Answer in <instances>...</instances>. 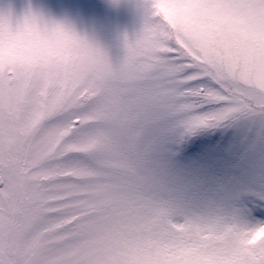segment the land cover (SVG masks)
Returning a JSON list of instances; mask_svg holds the SVG:
<instances>
[{
	"label": "snow or ice",
	"instance_id": "6c2138e0",
	"mask_svg": "<svg viewBox=\"0 0 264 264\" xmlns=\"http://www.w3.org/2000/svg\"><path fill=\"white\" fill-rule=\"evenodd\" d=\"M0 264H264V0H0Z\"/></svg>",
	"mask_w": 264,
	"mask_h": 264
}]
</instances>
